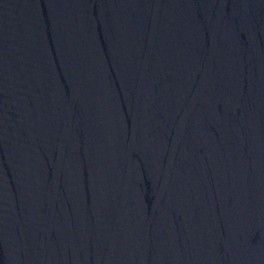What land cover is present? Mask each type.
Listing matches in <instances>:
<instances>
[{
	"label": "water",
	"instance_id": "obj_1",
	"mask_svg": "<svg viewBox=\"0 0 264 264\" xmlns=\"http://www.w3.org/2000/svg\"><path fill=\"white\" fill-rule=\"evenodd\" d=\"M191 0H0V264H192Z\"/></svg>",
	"mask_w": 264,
	"mask_h": 264
}]
</instances>
